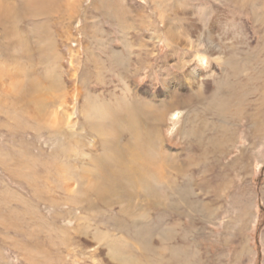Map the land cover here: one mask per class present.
<instances>
[{"label":"rangeland","instance_id":"374dc122","mask_svg":"<svg viewBox=\"0 0 264 264\" xmlns=\"http://www.w3.org/2000/svg\"><path fill=\"white\" fill-rule=\"evenodd\" d=\"M54 3L36 18L18 4L0 26V264H264L263 1ZM177 4L220 42L251 45L242 63L210 57L215 81L247 68L227 122L179 82L194 52ZM213 5L232 16L213 23Z\"/></svg>","mask_w":264,"mask_h":264},{"label":"bare ground","instance_id":"6f19581e","mask_svg":"<svg viewBox=\"0 0 264 264\" xmlns=\"http://www.w3.org/2000/svg\"><path fill=\"white\" fill-rule=\"evenodd\" d=\"M256 2L257 0H241L242 4H248V2ZM263 4H264V0ZM15 2V1H14ZM9 2V0H0V26H2V23H8L10 22L11 18H15L14 15H16L15 13L17 12L18 6L20 5L22 7V11L23 8L28 9V11H31V15L33 17H39V16H48L49 13L53 12V9L55 7V3L54 0H20V4L18 2H15V4ZM19 4V5H18ZM243 5V6H244ZM175 6V5H174ZM252 6V5H251ZM213 8L210 10L212 15H213V23L218 22V20H220L222 17H230L232 16V14L226 10H222L220 9V7H218L217 5H213ZM238 9L242 8V5L237 6ZM21 11V10H20ZM188 11V10H187ZM186 11L185 8H183L182 6H180L179 4L176 5V13L178 14V18L179 20L183 23L184 25V36L187 42V45H189V47L191 48V50H193L194 54L192 57L188 56V61L184 62L187 64L188 68L185 72H183L181 74V76L178 78L181 82H187L189 85H191L190 87H192V89H194L193 91L195 92V97L197 98V100H210L209 105L207 106V108L204 109V111H209L212 109H216L217 111L220 110L219 113L220 114V119L222 120V122H227L224 118L223 115L226 113L227 109L229 108V106L231 104H238V107L241 108V104L242 101L244 99V89L246 88L245 86L247 85L246 79H244L246 76H244V72L247 70V68L245 70H236L234 69V71H231V69H226L225 70V78L223 79V81H215L213 74H210V57H212V61L214 60V62L217 63H228L230 61H243L246 58L247 53L251 50V45L250 43L245 40V44L243 47H240L238 45L232 44V45H227L225 43L220 42V40L214 36L212 33V28H209V25H206V29L203 28L200 24H197L193 21H191V19L189 18V13ZM25 12V10H24ZM205 11H202L200 9L196 10V14L198 16H201L202 13ZM207 12V11H206ZM176 14V15H177ZM263 14H264V5H263ZM163 16V14H162ZM203 16V15H202ZM164 17V16H163ZM234 17V16H233ZM17 18V17H16ZM208 18V17H207ZM236 18V17H235ZM203 19V18H202ZM201 19V20H202ZM231 19V18H230ZM49 19L45 18L43 19L42 22L37 23L38 28H41L43 30V32L46 34L51 33L50 29H49ZM163 20V19H162ZM13 21V20H12ZM196 21V20H195ZM198 22V21H197ZM204 23V21H202ZM201 22V23H202ZM210 22V21H209ZM208 22V23H209ZM230 22V21H228ZM232 22V21H231ZM235 22V21H234ZM212 23V24H213ZM223 23V22H222ZM220 23V24H222ZM233 23V22H232ZM235 24V23H234ZM14 25V24H13ZM93 25V24H92ZM223 25L225 26V23H223ZM233 26V24H227V26ZM212 27V25H210ZM215 26V25H214ZM229 27V26H228ZM166 29H169L168 26H165V32L168 33V30L166 31ZM177 30V29H176ZM176 30L173 32H176ZM228 31V30H227ZM236 31V30H235ZM13 32V31H12ZM20 32V31H19ZM171 32V31H170ZM11 34V31H7V25L5 27V30H2V35L3 38L8 39V34ZM178 33V32H177ZM221 33V32H220ZM234 33V32H232ZM237 35L240 34V32H235ZM21 34V33H20ZM171 33H168V35ZM173 34V33H172ZM171 34V35H172ZM225 34V33H224ZM24 35V34H23ZM167 35V36H168ZM176 36H178L177 34H175ZM174 35V36H175ZM182 35V36H183ZM230 35V34H229ZM13 36V35H12ZM37 36V35H36ZM179 37V36H178ZM20 38V36H19ZM169 39H172V36H168ZM239 38V37H238ZM23 40V39H22ZM25 41V39H24ZM239 41V39H238ZM241 44V43H240ZM186 45V46H187ZM262 51V50H261ZM263 53V52H261ZM184 56H186L184 54ZM187 59V58H186ZM185 60V59H184ZM252 61V60H251ZM259 61V60H258ZM257 61V62H258ZM242 63V62H240ZM182 64V63H181ZM263 66V65H262ZM213 67V65H212ZM264 69V68H263ZM251 71V70H250ZM259 71V70H258ZM262 71V70H261ZM256 74V73H255ZM264 74V73H263ZM261 75V74H260ZM258 77V76H257ZM251 78V77H250ZM255 78V77H254ZM171 79V78H170ZM30 81V80H29ZM36 81V80H35ZM33 81V82H35ZM212 81V82H211ZM248 81V79H247ZM250 82V81H249ZM32 83V81H31ZM171 83V82H170ZM214 83V84H213ZM261 83V82H260ZM34 84V83H33ZM37 84V81H36ZM164 84V83H163ZM169 83H166V86ZM254 84V83H253ZM31 85V84H29ZM172 85V84H171ZM182 85V84H181ZM185 87H187L186 85H184ZM215 87V91L212 95V93L210 92L211 87ZM213 87V88H214ZM36 87H34L35 89ZM40 88V87H39ZM188 88V87H187ZM34 89L31 86L30 90H32L30 93L29 89H27L30 93V95H28V100H30L32 96V94L34 95ZM171 89V88H170ZM191 89V88H190ZM248 89V87H247ZM246 90V89H245ZM254 91V90H253ZM36 92V91H35ZM251 92V91H250ZM27 93V92H26ZM36 94V93H35ZM174 94V93H173ZM247 94V93H246ZM245 94V95H246ZM192 95H194V93H192ZM191 95V96H192ZM174 96V95H173ZM34 97V96H32ZM35 99H31L29 102L34 101ZM176 100V99H175ZM216 100L218 102H216ZM28 102V101H26ZM28 102V103H29ZM171 102V101H170ZM244 102V101H243ZM26 103V104H28ZM185 103V102H184ZM176 104V103H175ZM138 105V104H137ZM171 105V104H169ZM244 105V104H243ZM138 107V106H137ZM150 108V106H148ZM258 108V107H257ZM260 108V107H259ZM165 110V109H163ZM238 110V109H237ZM205 111V112H206ZM243 111V110H242ZM133 112V111H132ZM131 112V113H132ZM135 112V111H134ZM152 112V111H151ZM228 112V111H227ZM231 112V111H230ZM229 112V113H230ZM237 112V111H235ZM234 112V113H235ZM218 113V114H219ZM96 114V113H94ZM147 114V113H146ZM238 114V113H237ZM236 114V115H237ZM240 114V113H239ZM100 115V114H99ZM152 115L154 116L156 122L158 121H162L163 117H164V111H154L152 113ZM235 115V114H234ZM242 115V114H241ZM203 116V115H202ZM133 117V116H132ZM136 117V115H135ZM122 118V117H121ZM124 118H126V116H124ZM196 118V117H195ZM201 118V116L199 117ZM198 118V119H199ZM127 119V118H126ZM134 119V118H133ZM150 119V118H149ZM121 120V119H120ZM119 120V121H120ZM135 120V119H134ZM196 120V119H195ZM201 122L202 124L205 123V119L203 120L201 118ZM112 122L115 124L116 120H112ZM118 122V121H117ZM117 124V123H116ZM124 126V125H123ZM125 127L127 129V131L131 134L129 136H136V140L137 141V128L135 126V122L128 118L127 123L125 124ZM121 128V127H120ZM121 130V129H120ZM123 131V130H122ZM126 132V131H125ZM192 135V134H191ZM190 135V136H191ZM202 136V135H200ZM141 137V136H139ZM132 138V137H131ZM132 142V141H131ZM130 144V142H129ZM133 144V143H132ZM127 145V144H125ZM134 145V144H133ZM128 146V145H127ZM140 146V145H139ZM137 147V145H136ZM127 148V147H126ZM135 148V147H134ZM129 150V154L132 155L130 156L131 159L127 158L125 159L124 162H126V168L129 171L130 168L132 170V167H137L135 165V161H138L136 158L138 156V154L135 152V154L130 151V148L128 147ZM141 150V149H139ZM143 151V150H142ZM156 151V150H154ZM153 151V152H154ZM134 154V155H133ZM144 154V153H143ZM158 152H156L155 154V160L158 161ZM154 155V154H153ZM146 156V155H144ZM147 158V157H146ZM135 160V161H134ZM145 160V159H144ZM152 161V159L150 157H148L147 161ZM135 162V163H134ZM142 162V161H141ZM154 162V161H153ZM139 165V164H137ZM108 167V166H107ZM106 167V168H107ZM143 168V167H142ZM139 169V167H138ZM107 170H110L109 168H107ZM143 170V169H142ZM123 171L122 168L119 169V173L121 174ZM133 171V170H132ZM130 171V172H132ZM138 171V170H137ZM141 172V171H140ZM140 175V174H139ZM139 179V178H138ZM137 184L143 186L140 181H137ZM144 184V181H143ZM147 185V184H145ZM144 187V186H143Z\"/></svg>","mask_w":264,"mask_h":264},{"label":"clouds","instance_id":"9594fccd","mask_svg":"<svg viewBox=\"0 0 264 264\" xmlns=\"http://www.w3.org/2000/svg\"><path fill=\"white\" fill-rule=\"evenodd\" d=\"M217 65L220 66L219 63H217Z\"/></svg>","mask_w":264,"mask_h":264}]
</instances>
